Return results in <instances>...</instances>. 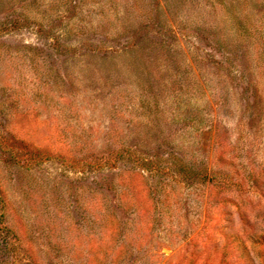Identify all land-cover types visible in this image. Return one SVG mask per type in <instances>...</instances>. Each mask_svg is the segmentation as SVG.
Returning <instances> with one entry per match:
<instances>
[{
  "label": "rangeland",
  "instance_id": "1",
  "mask_svg": "<svg viewBox=\"0 0 264 264\" xmlns=\"http://www.w3.org/2000/svg\"><path fill=\"white\" fill-rule=\"evenodd\" d=\"M1 232L0 264H264V0H0Z\"/></svg>",
  "mask_w": 264,
  "mask_h": 264
},
{
  "label": "trees",
  "instance_id": "2",
  "mask_svg": "<svg viewBox=\"0 0 264 264\" xmlns=\"http://www.w3.org/2000/svg\"><path fill=\"white\" fill-rule=\"evenodd\" d=\"M238 28L242 30V26L238 25ZM117 160V159H116ZM164 166L156 167L154 165V162L152 160L146 159L144 157H137L136 158V169L135 171H132V173H146L153 177H160L162 175H166L169 178H172L174 180H180V182H191V183H205V178L202 177V175L199 173L198 170L192 168L191 166L186 165L184 162H182L181 159L170 156V158H164L163 160ZM104 163L108 164L110 166V161L106 160ZM111 167V166H110ZM117 167V166H114ZM111 171V170H110ZM212 175L211 180H218L217 178V171L211 170L210 172ZM7 235H9L6 232H1L0 236L4 239H6ZM8 244L4 246V251L9 250L7 249Z\"/></svg>",
  "mask_w": 264,
  "mask_h": 264
}]
</instances>
